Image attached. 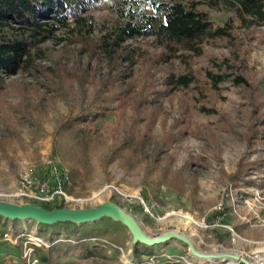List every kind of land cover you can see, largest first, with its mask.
<instances>
[{"label":"rangeland","instance_id":"rangeland-1","mask_svg":"<svg viewBox=\"0 0 264 264\" xmlns=\"http://www.w3.org/2000/svg\"><path fill=\"white\" fill-rule=\"evenodd\" d=\"M199 8L217 26L230 25V37L205 45L200 57L162 62V49L137 38L123 44L134 51L133 65L122 63L115 71L96 51L97 41L120 21L102 4L85 15L93 23L90 32L74 24L58 30L39 44L34 68L5 76L0 201L28 203L18 188L25 171L51 178L69 171L70 162L57 151L58 131L112 87L120 100L108 98L106 116L90 125L85 162L61 204L88 209L108 201L130 214L149 238L183 239L135 243L125 226L124 246L99 238L87 243L118 254L124 264L264 263V140L258 136L264 119V24L241 25L224 0H204ZM184 72L196 79L190 90L166 88L170 73ZM208 73L233 76L214 87ZM235 75L249 86L234 85ZM132 140H139L137 153L121 149ZM19 220L0 223V264H27L22 255L34 235L45 243L38 254L37 248L32 252L38 264H45L38 256H47L51 246L50 264L78 261L80 244L73 237L62 233L49 242L42 236L46 227ZM3 231L20 239L2 240ZM139 243L154 248L140 247L138 259Z\"/></svg>","mask_w":264,"mask_h":264},{"label":"trees","instance_id":"trees-1","mask_svg":"<svg viewBox=\"0 0 264 264\" xmlns=\"http://www.w3.org/2000/svg\"><path fill=\"white\" fill-rule=\"evenodd\" d=\"M203 1L0 0V91L4 88L5 76L34 68V63L37 60L36 54L40 51L39 44L47 39H54L58 30L74 24L84 29L85 33L90 32L93 23L85 15L102 4H107L119 16L120 21L116 22L117 25L113 27L112 33L105 34L97 41L96 51L113 64L115 71L119 70V64L133 65L134 51H128L123 47V44L127 40L137 38L150 39L156 47L162 49V62L174 61L186 54L200 57L205 45L230 37L229 24L226 27L217 26L209 13L199 8ZM224 2L234 11L241 25L253 27L264 24V0H224ZM208 76L216 87L229 80L233 75L208 73ZM232 82L234 85L244 88L249 86L243 75H235ZM195 83L196 79L191 72L170 73L166 81L168 86L166 88L173 91H188ZM101 91V95L99 93L95 96L92 106L86 114L74 121H67L58 131L57 151L65 162H70V168L66 174L71 181L78 177L79 166L88 153L90 125L106 116L108 107L105 103L108 98L114 99L115 102L120 100L119 97H116V93H113L112 87H106ZM99 103H101L100 106ZM261 128L262 131L258 136L264 140V119ZM138 146L139 140H132L130 143L124 144L121 149L137 153ZM119 150L114 153L118 154ZM239 172H243V170H239ZM46 208L49 210L63 208V205L57 202ZM7 221L17 222L20 220H11L0 216V223L5 227ZM38 225L47 228V232H43L42 236L49 242H54L62 233L79 242L78 261L72 264H124L118 258V251H116L117 255L113 256L100 244L87 243L89 239L99 238L107 239L117 246L125 245L126 227L110 217L84 224L58 222L53 225ZM140 247H143L145 252L154 248L137 244L134 247V253L138 259ZM39 249L37 248V254ZM60 250L62 248L58 249L59 252ZM54 252L55 248L51 246L47 256H38L39 261L50 264L53 261Z\"/></svg>","mask_w":264,"mask_h":264},{"label":"water","instance_id":"water-1","mask_svg":"<svg viewBox=\"0 0 264 264\" xmlns=\"http://www.w3.org/2000/svg\"><path fill=\"white\" fill-rule=\"evenodd\" d=\"M0 216L11 220H34L44 225H53L58 222L84 224L98 221L104 217H110L129 229L135 243L141 242L147 245H154L171 237L183 239L177 234H170L167 237L156 239L149 238L130 214L108 201L88 209L53 208L51 210L36 203L13 204L0 201ZM232 258L239 259L236 255H232Z\"/></svg>","mask_w":264,"mask_h":264},{"label":"built area","instance_id":"built-area-1","mask_svg":"<svg viewBox=\"0 0 264 264\" xmlns=\"http://www.w3.org/2000/svg\"><path fill=\"white\" fill-rule=\"evenodd\" d=\"M71 180L64 172L61 176L56 178L38 177L33 171H25L19 180V195L28 200V203H36L40 206H52L57 202L66 203L68 196L66 194V187L70 185ZM2 240L17 242L20 236L11 237L8 232L1 235ZM31 246H27V250L23 252V258L27 264H38L37 259H32V252L36 248H41L45 243L43 240L34 235L31 239Z\"/></svg>","mask_w":264,"mask_h":264},{"label":"bare ground","instance_id":"bare-ground-1","mask_svg":"<svg viewBox=\"0 0 264 264\" xmlns=\"http://www.w3.org/2000/svg\"><path fill=\"white\" fill-rule=\"evenodd\" d=\"M188 218H189V220H192V218H190V217H188ZM259 264H264L262 259L259 261Z\"/></svg>","mask_w":264,"mask_h":264}]
</instances>
